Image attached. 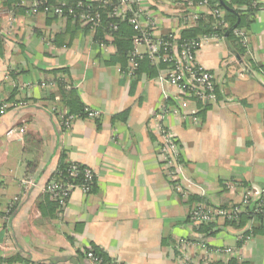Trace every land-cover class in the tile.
Returning <instances> with one entry per match:
<instances>
[{
  "label": "crops",
  "instance_id": "crops-1",
  "mask_svg": "<svg viewBox=\"0 0 264 264\" xmlns=\"http://www.w3.org/2000/svg\"><path fill=\"white\" fill-rule=\"evenodd\" d=\"M253 1L244 51L214 33L220 38L203 42L196 53L214 75L216 101H190V114L162 120L178 139L191 197L213 206L237 203L246 187L264 188V0ZM178 2L185 0H134L127 13H136L155 37L180 35L198 23L182 25ZM27 3L0 0V105H7L0 112V264H86L77 251L91 245L121 264H182L176 243L185 238L237 250L204 262L201 251L188 249L187 264H264V220H218L195 231L187 220L190 198L176 196L167 181L156 155L154 113L162 102L173 107L179 94L161 79L163 66L143 64L128 78L109 63L116 48L108 36L102 49L95 30L28 14ZM137 49L146 54L144 45ZM62 68L66 91L55 81ZM48 82L54 83L42 86ZM68 91L99 117L61 128L54 109H63ZM61 153L90 168L95 184L87 194L74 187L59 212L44 186Z\"/></svg>",
  "mask_w": 264,
  "mask_h": 264
},
{
  "label": "built area",
  "instance_id": "built-area-1",
  "mask_svg": "<svg viewBox=\"0 0 264 264\" xmlns=\"http://www.w3.org/2000/svg\"><path fill=\"white\" fill-rule=\"evenodd\" d=\"M104 1V0H98ZM118 3L113 6L111 11L107 13L108 17L120 18L125 17L128 11V6L134 0H117ZM90 2L92 0H76L74 9H79L80 12H75L73 8L67 9V14L72 22L78 21L81 26L88 27L90 30H95L100 24V14L91 9ZM38 7H41L38 10ZM177 7L180 8V20L182 25L191 27L197 24L201 19L211 16L215 19L216 27H224L226 24L221 19L222 10L211 7L208 0H185V2H178ZM65 2L58 1L54 5H47L37 0H31L30 14H50L56 17H64ZM128 22L132 24L136 34L132 37V50L128 56L126 69L122 72L124 76L133 79L136 76V71L139 66V59L142 55L138 52L137 47L144 45L146 47V57L152 64H164L161 69V79L166 83L174 86L179 94L178 101L173 107H167L163 102L156 107L154 116L157 120L156 129L159 133L160 141L157 147V158L162 168L165 171V177L169 182L172 190L176 196L184 199L191 197L190 189L185 184L182 176L181 167L178 160L181 156V147L179 145L176 135L171 128L163 124V118L172 116H184L190 114L188 112V103L190 101H197L208 105L214 103L216 97V83L213 73L196 59V53L200 49L203 42L210 39L220 38L214 33H205L189 39H179V35L171 32L167 34L166 38L155 37L153 31L144 30L141 28L137 19L136 13L128 17ZM117 28L116 24L111 26L112 30ZM233 33L239 37L243 46H246V34L242 29H233ZM109 42L112 43L113 38L108 35ZM97 46L104 49L108 43L105 40L95 41ZM262 72V71H261ZM264 73V70L263 72ZM54 82L45 83L44 87L53 85ZM7 107L6 104L0 105V112ZM85 115L90 119H97L99 112L93 108L86 107L84 109ZM58 123L64 130L69 129L73 122L80 118L77 115L67 114L64 109L56 111ZM23 131L22 128L19 129ZM75 163V162H73ZM78 173V168L75 164H70L69 176L74 177ZM94 173L88 167L84 171V183L80 185L84 193L90 192V184L92 183ZM76 187L69 180L50 178L44 186V192L49 198L57 202L58 209L63 210L67 204L68 197L71 190ZM11 204L5 209L4 219L8 220ZM252 212L264 216V188L258 189L254 187L244 188L240 200L228 208L207 205L199 201H195L188 211V222L198 231L201 225L223 221H236L243 212ZM250 238V236H249ZM194 249L202 252V259L204 262L209 257L230 258L237 255V250L229 246L210 247L201 241H192L189 239H182L176 243L179 260L182 264H187V259L184 257L188 249ZM86 264H106L102 263L90 251L84 254ZM116 264H120L117 260Z\"/></svg>",
  "mask_w": 264,
  "mask_h": 264
},
{
  "label": "trees",
  "instance_id": "trees-1",
  "mask_svg": "<svg viewBox=\"0 0 264 264\" xmlns=\"http://www.w3.org/2000/svg\"><path fill=\"white\" fill-rule=\"evenodd\" d=\"M37 1H40V2L45 3L47 5H54L58 1H64L65 2V8H64L65 15L63 18H66L67 20H70V21H72V20L67 14L68 8H73V10L76 13L80 12L79 9H77V10L74 9L76 6V0H37ZM20 3H21V1L17 2V5H19ZM117 3H118L117 0H104L103 2L97 0V1H92L89 4H90L92 10L97 11L100 14V24L95 29L93 38L95 39V41H98V40H105L106 41L105 38L109 34L112 36V38H113L112 43L114 44L116 51H115L114 55L111 56L109 63L118 65L120 67L121 72H123L127 67L128 56H129V53L131 52L132 47H133L132 37L134 34H136V31L133 29L132 24H130L128 22L129 13H127L125 15V17H120V18H114V17H108L107 16V13L109 11H111L113 6ZM208 3L211 7L219 8L222 10L221 19L224 21L226 26L216 27L215 26V23H216L215 19L212 18L211 16H207V17L201 19L198 22V24L196 25V27L181 31V33L179 35V39H181V40L182 39H189V38H193V37H196L198 35L205 34V33H216V34L222 35L228 41H232L233 43L236 42V46L237 45L239 46V48H237V50L241 51V49H243L242 51H244V47L242 46V43L240 42L239 37L233 33V29H242L244 31V33L246 34V30L248 29L249 24L253 21L254 14L257 10V6H256V4L254 5V1L253 0H208ZM30 4H31V0H29V3L26 4V8H24L26 13H28V14H30L28 12V10H30ZM40 9H41V7H38V10H40ZM44 15H46V14H44ZM48 15L53 16L50 14H48ZM74 23L80 25L78 21L77 22L74 21ZM113 24L117 25V28L115 30L111 29V26ZM82 27H84V26H82ZM85 28L89 29L88 27H85ZM162 37L166 38L167 35L162 36ZM143 64H147L150 67H155V66H158V67L163 66L164 67V64H152L150 62V60L146 57V55H144L141 57V59H139V66H138V69L136 71V75H137V73H139V70H141V66H143ZM57 71L61 72V76H59V78H57L55 81H56V84L58 85L59 89L63 90L64 89L63 87L65 86V80H63L64 79L63 75H65V74H63V73L66 71V69L62 68V69H59ZM64 91H66V90L64 89ZM64 91H63V93H65ZM67 93L68 94H66V95H69V97L66 98L67 101H64V103L62 105V106H64L63 107L64 111L67 114L77 115L80 118H87L85 115V112H84V109L86 107L83 106L78 101L77 97L73 95L72 91H68ZM51 98H53V94L51 95ZM61 109L62 108L56 107V109H54V111L55 110L56 111L61 110ZM70 164H75L78 168V173L74 177L69 176ZM85 168H86V166H84V165L68 161L67 159H65L64 154L61 153L60 160H59L58 165L55 169V172L51 175V178H55V179H62L63 178L65 180H69V182L75 186H80L84 183V180H85V178H84ZM94 184H95V177H93L92 183L90 184V191L93 189ZM46 196L49 198V196L47 194H46ZM49 201L53 204L54 208H56L57 211H59V212L62 211V210L58 209L57 202L52 201L50 198H49ZM195 201L202 202L198 199H194V198L190 197L191 205ZM202 203H204V202H202ZM204 204H207V203H204ZM207 205H209V204H207ZM12 207H11V209H12ZM224 208H228V206L224 207ZM249 217H251V218L252 217L253 218L258 217L261 220H264L263 215L254 214V213L249 212L247 210L246 212H243L240 215L238 220H236V221H224V222L230 223V224L242 225L244 223V221H246ZM187 220H188V217H187ZM215 223L216 222H213L210 224H203L200 226L198 231L200 229L203 230V228L206 226L210 227L211 225H213ZM253 231H255V230H253ZM89 251L93 255H95L98 259H100L102 263L116 264V262H115L116 259L109 257L105 252H103L102 250H100L99 248H97L94 245H91L90 248L78 250L77 251V257L79 259H82V258H84L83 257L84 254L86 252H89ZM25 262H27L26 264H59V263H48V262H42V261L37 262V263H33L31 259H26ZM226 264H235V262L233 260H229L228 262H226Z\"/></svg>",
  "mask_w": 264,
  "mask_h": 264
}]
</instances>
